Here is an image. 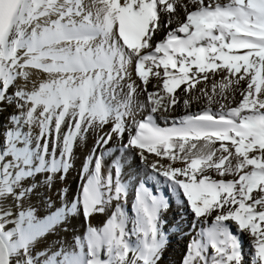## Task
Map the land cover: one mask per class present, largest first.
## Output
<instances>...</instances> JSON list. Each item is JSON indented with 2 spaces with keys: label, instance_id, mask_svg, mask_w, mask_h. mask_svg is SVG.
Masks as SVG:
<instances>
[{
  "label": "snow or ice",
  "instance_id": "obj_1",
  "mask_svg": "<svg viewBox=\"0 0 264 264\" xmlns=\"http://www.w3.org/2000/svg\"><path fill=\"white\" fill-rule=\"evenodd\" d=\"M181 99L186 110L203 106L177 117ZM5 114L0 184L9 190L0 188V264H160L159 214L168 204L145 186L160 177L182 191L197 221L214 216L182 264H264V0H0ZM90 132L97 138L78 196L41 216L31 202L38 185L27 178L62 172L63 180L72 147ZM114 140L144 169L131 220L120 159L115 179L111 168L102 174ZM114 201L103 227H87L86 245L76 237L36 246L67 217L90 221ZM244 234L251 238L247 259ZM14 243L23 250L11 258L6 249Z\"/></svg>",
  "mask_w": 264,
  "mask_h": 264
},
{
  "label": "bare ground",
  "instance_id": "obj_2",
  "mask_svg": "<svg viewBox=\"0 0 264 264\" xmlns=\"http://www.w3.org/2000/svg\"><path fill=\"white\" fill-rule=\"evenodd\" d=\"M85 3H88V0H85ZM164 34V32L158 34L157 40L163 39ZM30 76L35 81H39L41 79V74L39 72L30 73ZM33 79H30L29 86L33 82ZM21 83H23V81H21ZM155 83L156 82L153 79L152 82L147 86L148 91L153 90V85ZM203 86L204 85L202 84L201 87ZM181 87L183 88V86ZM192 94L198 95L199 93L193 92ZM144 99L145 96L143 94L137 97L138 101H143ZM202 106V104H197L193 102L191 108L186 110L184 109L181 99V103L179 107L176 108L173 115L179 117L181 114H184L188 111L199 110ZM9 111H11V109H9ZM6 115L7 114H5L4 117H0V151L4 149L5 144L3 130L5 127ZM157 122L159 125H163L165 123L163 120L160 119H157ZM8 127H11V125H8ZM106 129L108 128H105L104 130ZM96 138V133L90 132L88 133L85 139L77 140L75 142L74 146L71 149V165L68 173L66 174L63 180L60 179V176L64 175L62 172L56 174L40 173L37 174L35 177L27 178L31 183L38 185V190L35 196L31 198V202L36 205L41 216L48 215L50 213L55 214L60 207L69 204L72 200L75 199L76 192L81 186L80 184L77 188V180L81 175L82 166L85 163L86 157L92 154L91 149L94 146ZM116 145H121V141L114 140L110 147L113 148V146L115 147ZM216 146L218 147V144ZM49 152H51V149H49ZM95 154L99 155V151H97ZM56 155L58 157L59 153L57 152ZM48 158L50 159L51 156H49ZM7 159L11 160L12 156L9 155ZM117 159H120L121 161L123 169V181H130V183H132L137 180V178L142 177L144 172L143 165L141 164L139 157L136 156L134 152H123L121 154L118 152H112L104 156L102 169L103 175L106 176L108 173V168L105 163H107L108 161H115ZM177 166H180V164L177 163ZM12 171L14 174L15 169H13ZM49 175L53 176L52 181H48L47 177ZM228 178L231 179L232 177L229 176ZM0 179H3V177H0ZM163 180L164 178L160 177V183H153L155 185L161 186V184H164ZM0 188H2L4 192H8L9 190L7 184H0ZM169 190L172 189L169 188ZM169 199H171L170 205L166 209L162 208L159 214V227L165 233V249L163 251L162 260L160 264H182L181 258L184 257V250H187V245L189 244V242L187 239V241L185 240V236H182L181 233L187 229L188 223L193 224L194 222L195 229H203L204 226H212L214 216L208 217L206 223L203 220L197 221L191 211L187 208V203L183 202V205L181 202L178 201L179 195L177 191H172L169 196ZM114 207L115 201L112 205L108 207L107 212L105 214H94L91 217L90 221H86L81 214H74L72 216H69L55 227L52 235H48L45 239L38 241L36 246L38 248H44L46 246H51L54 244H71L76 237H79L80 240L83 242V236L87 235V227L97 226L100 221L105 218V216L109 215L114 210ZM175 225L176 228L171 231L170 229H173ZM250 239L251 238L247 234L240 236L242 251L244 252L246 259L250 256L252 252ZM46 240L48 242L47 245L44 244L46 243ZM132 243H136L135 237H132ZM16 244L17 243H14L13 245ZM21 248H23V245ZM9 251V257L16 258L19 256V252L14 249H11V246L9 247Z\"/></svg>",
  "mask_w": 264,
  "mask_h": 264
},
{
  "label": "rangeland",
  "instance_id": "obj_3",
  "mask_svg": "<svg viewBox=\"0 0 264 264\" xmlns=\"http://www.w3.org/2000/svg\"><path fill=\"white\" fill-rule=\"evenodd\" d=\"M53 233H51V234H49V235H52ZM184 238H186V237H184ZM45 245H47L48 244V242H47V240H46V243H44ZM44 246V245H43ZM22 247V244H16V245H12L11 246V249H14V250H16V251H18L19 252V255H20V252L23 250V248H21ZM183 254V253H182ZM182 254H181V256H182ZM181 256H180V258H181ZM180 258H179V260H180ZM180 264V263H179Z\"/></svg>",
  "mask_w": 264,
  "mask_h": 264
},
{
  "label": "water",
  "instance_id": "obj_4",
  "mask_svg": "<svg viewBox=\"0 0 264 264\" xmlns=\"http://www.w3.org/2000/svg\"><path fill=\"white\" fill-rule=\"evenodd\" d=\"M6 255H7V256H10V251H9V248H8V249H6Z\"/></svg>",
  "mask_w": 264,
  "mask_h": 264
}]
</instances>
